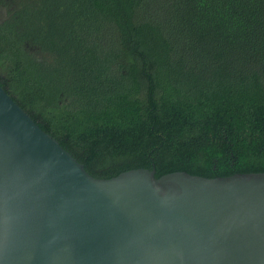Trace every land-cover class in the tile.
<instances>
[{"label": "trees", "instance_id": "obj_1", "mask_svg": "<svg viewBox=\"0 0 264 264\" xmlns=\"http://www.w3.org/2000/svg\"><path fill=\"white\" fill-rule=\"evenodd\" d=\"M0 73L93 177L264 172V0H22Z\"/></svg>", "mask_w": 264, "mask_h": 264}, {"label": "water", "instance_id": "obj_2", "mask_svg": "<svg viewBox=\"0 0 264 264\" xmlns=\"http://www.w3.org/2000/svg\"><path fill=\"white\" fill-rule=\"evenodd\" d=\"M0 264H264V172L96 178L0 86Z\"/></svg>", "mask_w": 264, "mask_h": 264}, {"label": "flooded vegetation", "instance_id": "obj_3", "mask_svg": "<svg viewBox=\"0 0 264 264\" xmlns=\"http://www.w3.org/2000/svg\"><path fill=\"white\" fill-rule=\"evenodd\" d=\"M22 0H0V11H5L6 13L10 11V13L5 16V17H1L0 16V25H3L6 21L10 20L11 15L15 12V9L17 8V6L20 4ZM10 6V8H9ZM1 15V13H0ZM34 52L33 50L30 51V53L36 58V59H43L44 55L41 53V51L36 48L35 46H33ZM36 51V52H35Z\"/></svg>", "mask_w": 264, "mask_h": 264}, {"label": "rangeland", "instance_id": "obj_4", "mask_svg": "<svg viewBox=\"0 0 264 264\" xmlns=\"http://www.w3.org/2000/svg\"><path fill=\"white\" fill-rule=\"evenodd\" d=\"M9 8H10V6H9ZM0 13H1V17L3 18V17H5V16H7L9 13H10V11L9 12H5V11H0ZM26 49H27V51H32L33 50V52H34V50H36V49H34V47H32V46H29V45H27L26 46ZM36 52V51H35ZM1 74V73H0Z\"/></svg>", "mask_w": 264, "mask_h": 264}]
</instances>
